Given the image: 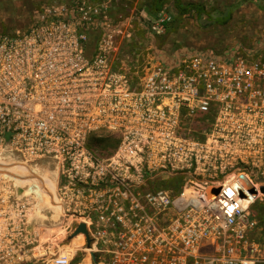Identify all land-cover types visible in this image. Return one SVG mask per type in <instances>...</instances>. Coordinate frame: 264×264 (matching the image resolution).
<instances>
[{
  "label": "built area",
  "instance_id": "obj_1",
  "mask_svg": "<svg viewBox=\"0 0 264 264\" xmlns=\"http://www.w3.org/2000/svg\"><path fill=\"white\" fill-rule=\"evenodd\" d=\"M110 7L46 0L0 31V155L56 163L67 233L85 224L93 264H264L261 44L147 61ZM108 136L106 152L94 141ZM240 175L255 195L226 193ZM168 177L179 187L159 185Z\"/></svg>",
  "mask_w": 264,
  "mask_h": 264
},
{
  "label": "rangeland",
  "instance_id": "obj_2",
  "mask_svg": "<svg viewBox=\"0 0 264 264\" xmlns=\"http://www.w3.org/2000/svg\"><path fill=\"white\" fill-rule=\"evenodd\" d=\"M44 1L46 0H0V31L24 27L29 21L32 10ZM64 1L71 3L73 0ZM174 1L111 0L112 15L130 19L131 36L136 39L134 46L137 42L140 43L138 44L144 48L147 61H151L155 52L156 55L158 53L164 58L175 57L184 51L225 56L236 47L254 48L260 44L264 56V0H180L183 4L198 3L205 7L203 11L199 8H190L186 13H180ZM229 13L228 21L224 24L219 23L218 20L225 18ZM142 20L147 26L148 24H159L156 33L149 36V29L141 26ZM97 35V32H94L90 34V37L95 38ZM116 143L114 140L107 143L96 142V145L99 149L108 152L115 147ZM0 159L6 162H21L16 156L5 153L0 155ZM26 164L39 169L46 183L50 182L51 172H57L56 163L48 159H38ZM164 184L178 188L181 184V177L164 178L159 185ZM1 185L17 198L25 191V184L6 177H0ZM52 189L54 201L58 202L57 173ZM32 196L35 201V212L37 211L36 213L40 215L44 209L45 221H48V217L50 219V230L45 234L47 242L49 241L52 248L60 245V255L65 253L66 249L71 250L69 253L71 257L65 264H93L90 252L84 250L85 244L83 243L86 242V237L82 233L76 232L72 239L73 242L69 243L71 238L67 232L70 228L66 229V226L76 219L71 218L69 214L64 216L61 207L56 211L48 205L38 210L37 199L34 195ZM260 198H257L252 206L257 215L264 210V199ZM55 211L58 215H55ZM79 224L75 223L71 234ZM55 253L57 252L51 250L52 259L60 256ZM36 264L42 263L36 261Z\"/></svg>",
  "mask_w": 264,
  "mask_h": 264
},
{
  "label": "crops",
  "instance_id": "obj_3",
  "mask_svg": "<svg viewBox=\"0 0 264 264\" xmlns=\"http://www.w3.org/2000/svg\"><path fill=\"white\" fill-rule=\"evenodd\" d=\"M35 213V201L28 192L23 191L17 198L0 187V264H36V261L46 264L52 257L51 250L59 254L60 245L52 248L45 236L50 230L45 210L37 219Z\"/></svg>",
  "mask_w": 264,
  "mask_h": 264
},
{
  "label": "bare ground",
  "instance_id": "obj_4",
  "mask_svg": "<svg viewBox=\"0 0 264 264\" xmlns=\"http://www.w3.org/2000/svg\"><path fill=\"white\" fill-rule=\"evenodd\" d=\"M0 177H6L10 180H15L20 184H25V191L34 195L37 199L38 210H41L48 205L56 209V211L58 208H60L59 203L55 202L52 196V188L54 187V182L56 179V171L51 172L50 182L46 183L42 175H40L39 169H36L35 167L25 163L12 161L6 162L0 159ZM224 189L229 195L232 194V191L238 192L240 189L246 190L252 196L257 193L256 187L249 181L246 176L242 177V175L238 176L232 187H224ZM213 196V192L212 194H209L210 198H212ZM56 211L55 215H58ZM37 213L36 219L38 216Z\"/></svg>",
  "mask_w": 264,
  "mask_h": 264
},
{
  "label": "trees",
  "instance_id": "obj_5",
  "mask_svg": "<svg viewBox=\"0 0 264 264\" xmlns=\"http://www.w3.org/2000/svg\"><path fill=\"white\" fill-rule=\"evenodd\" d=\"M174 2H175L176 9L180 13H186L188 10H190V8H199L202 11H203V8H205L204 5L198 4V3H186V4H183V3H181L180 0H175ZM229 18H230V13L227 14V16L225 18H222V19H220L218 21H219V23L224 24V23H226L228 21ZM111 141H113L112 138L108 136L106 138L100 137V138L96 139L94 142H98V143L106 142L107 143V142H111ZM164 187H170V186L164 184ZM259 217L262 218V220H264V212H262L259 215Z\"/></svg>",
  "mask_w": 264,
  "mask_h": 264
},
{
  "label": "water",
  "instance_id": "obj_6",
  "mask_svg": "<svg viewBox=\"0 0 264 264\" xmlns=\"http://www.w3.org/2000/svg\"><path fill=\"white\" fill-rule=\"evenodd\" d=\"M259 192L262 194V195H264V186H261L259 189ZM218 191V188H216V189H213V192H217ZM239 197L242 199V200H245V201H247V202H249L250 201V198H249V196L245 193V192H243V191H241V192H239ZM76 232H82V233H84L85 234V236L87 237V231H86V226H85V224L83 223V222H81L80 224H79V226H78V228L74 231V233H72V234H70V244L73 242L72 241V239H74L73 238V236H74V234L76 233ZM88 238V237H87ZM89 244H88V248H91L92 247V241H90V242H88Z\"/></svg>",
  "mask_w": 264,
  "mask_h": 264
}]
</instances>
